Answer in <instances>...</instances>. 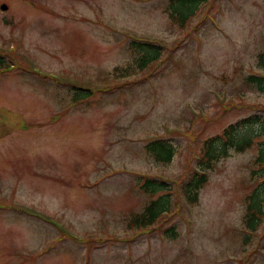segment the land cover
I'll return each mask as SVG.
<instances>
[{
  "label": "rangeland",
  "instance_id": "374dc122",
  "mask_svg": "<svg viewBox=\"0 0 264 264\" xmlns=\"http://www.w3.org/2000/svg\"><path fill=\"white\" fill-rule=\"evenodd\" d=\"M167 1L0 0V264H264V216L243 242L256 146L213 164L197 202L179 191L205 138L264 119L245 81L262 72L264 0H208L183 27ZM129 39L167 55L134 71ZM156 137L168 163L144 149ZM140 176L175 190L168 214L131 230L151 198Z\"/></svg>",
  "mask_w": 264,
  "mask_h": 264
},
{
  "label": "trees",
  "instance_id": "16d2710c",
  "mask_svg": "<svg viewBox=\"0 0 264 264\" xmlns=\"http://www.w3.org/2000/svg\"><path fill=\"white\" fill-rule=\"evenodd\" d=\"M208 0H168L166 11L170 19L183 27ZM128 46L136 53L134 71H141L150 65H156L167 55L162 44L152 41L131 39ZM3 64V60H0ZM257 65L261 73H250L245 77L247 84L255 86L264 92V50L258 54ZM129 68V66H128ZM125 68V71L129 69ZM132 73H134L132 71ZM131 74V73H130ZM71 87L73 101L88 98L91 89L75 90ZM253 146L257 154L253 160L255 168L250 175L253 185L245 196V211L243 215V242L248 243L250 235H254L264 216V119L257 114L249 115L235 122L229 123L220 133L205 138L197 153L193 167L187 172L183 181L179 183V191L188 204L198 201L199 191L208 181V170L221 158L227 157L231 151L242 152ZM144 149L157 162L168 163L175 153L174 146L165 137H156L144 144ZM140 189L151 198L144 205L142 211L134 213L127 222L129 229H145L154 225L159 218L171 210V197L175 188L169 181L155 177L140 176ZM157 194V195H156ZM156 195V198H153ZM174 226L165 229V235L175 237Z\"/></svg>",
  "mask_w": 264,
  "mask_h": 264
},
{
  "label": "flooded vegetation",
  "instance_id": "af4514ba",
  "mask_svg": "<svg viewBox=\"0 0 264 264\" xmlns=\"http://www.w3.org/2000/svg\"><path fill=\"white\" fill-rule=\"evenodd\" d=\"M1 53H0V60H1ZM2 72V70H1V63H0V73Z\"/></svg>",
  "mask_w": 264,
  "mask_h": 264
},
{
  "label": "water",
  "instance_id": "95a60500",
  "mask_svg": "<svg viewBox=\"0 0 264 264\" xmlns=\"http://www.w3.org/2000/svg\"><path fill=\"white\" fill-rule=\"evenodd\" d=\"M1 7H2V9H6V5H4V4Z\"/></svg>",
  "mask_w": 264,
  "mask_h": 264
}]
</instances>
